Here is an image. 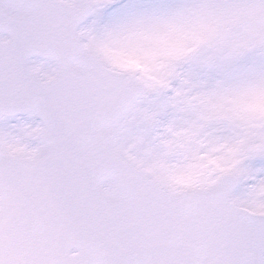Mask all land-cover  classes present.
<instances>
[{"label":"snow or ice","instance_id":"1","mask_svg":"<svg viewBox=\"0 0 264 264\" xmlns=\"http://www.w3.org/2000/svg\"><path fill=\"white\" fill-rule=\"evenodd\" d=\"M0 264H264V0H0Z\"/></svg>","mask_w":264,"mask_h":264}]
</instances>
